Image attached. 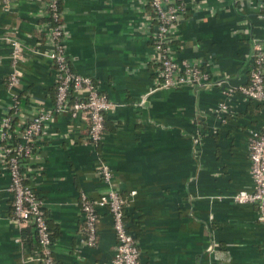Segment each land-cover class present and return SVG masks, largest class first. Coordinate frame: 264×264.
I'll return each mask as SVG.
<instances>
[{"label":"crops","instance_id":"1","mask_svg":"<svg viewBox=\"0 0 264 264\" xmlns=\"http://www.w3.org/2000/svg\"><path fill=\"white\" fill-rule=\"evenodd\" d=\"M187 1L171 48L178 59L201 62L211 86L156 88L147 0H61L72 68L93 77L113 107L100 150L88 138L87 121L64 113L46 124L29 159L28 180L44 201L55 264H107L115 255L106 207L98 208L97 244L82 241L80 194L97 199L106 192L100 154L128 198L126 220L141 264H264L258 208L231 198L254 188L249 136L264 130V102L239 90L250 77L253 40L264 39L262 0ZM44 9L43 0H13L5 11L0 0V123L10 102L11 39L27 57L18 88L26 115L54 105L55 68L29 49L47 48ZM222 102L228 111H218ZM10 184L0 158V264H22L39 246L33 224L12 218Z\"/></svg>","mask_w":264,"mask_h":264},{"label":"built area","instance_id":"2","mask_svg":"<svg viewBox=\"0 0 264 264\" xmlns=\"http://www.w3.org/2000/svg\"><path fill=\"white\" fill-rule=\"evenodd\" d=\"M13 0H1L5 11H9ZM45 13L50 20L43 24L47 34V48L42 50L36 43L29 49L37 55L51 60L56 73V93L54 105L27 116L19 93L21 73L19 64L27 57L23 54L19 40L11 39L12 71L6 79L10 95L8 111L0 123V158L11 175L10 191L13 194L15 222L32 223L37 231L39 252L27 256L22 264H55L52 253V239L47 224L44 201L32 185L26 182L29 177L28 162L35 149L36 141L44 132L46 124L58 114H69L71 118H83L88 123V138L98 146L106 136V113L113 107L107 93L103 92L93 77L76 72L69 61L65 32L62 21L60 0H43ZM150 7L153 29L151 33L155 48L154 73L156 88L212 85L211 73L201 62L178 59L171 48L172 33L176 25L186 17L187 0H147ZM264 16V0L261 2ZM43 29V28H42ZM264 39L253 40L250 77L239 90L249 99L264 102ZM227 95L233 89L225 90ZM140 102L143 105L144 101ZM228 105L220 103L218 111H228ZM251 175L254 182L252 191L240 190L231 198L239 204H255L258 219L264 223V131L253 129L250 132ZM98 174L106 192L97 199L86 193L80 194V207L83 216L82 241L95 246L99 237L100 215L98 208L106 207L112 215L113 228L117 237L116 252L107 264H141L140 250L135 234L126 220L128 198L116 184L110 164L99 155ZM135 192H132L134 194Z\"/></svg>","mask_w":264,"mask_h":264},{"label":"trees","instance_id":"3","mask_svg":"<svg viewBox=\"0 0 264 264\" xmlns=\"http://www.w3.org/2000/svg\"><path fill=\"white\" fill-rule=\"evenodd\" d=\"M60 2H61V0H60ZM61 4V3H60ZM61 8H62V4H61ZM50 20V18H47L46 19V22H48ZM262 131H264V130H262ZM97 148L100 150V144L97 146ZM101 153V152H100ZM26 182H28L29 183V180H28V178L26 179ZM14 207V206H13ZM45 208V207H44ZM45 210H46V208H45ZM14 214V208L12 209V215ZM23 224H26V223H23ZM47 224H48V229H49V232H50V236H51V239H52V242H53V232H52V230H51V228H50V226H49V222H48V216H47ZM33 226H34V228H35V225L33 224ZM84 226V225H83ZM32 227V226H31ZM30 226L28 227V228H31ZM35 233H36V235H37V231H36V228H35ZM26 237V236H25ZM26 239V238H25ZM24 239V240H25ZM37 242H38V239H37ZM39 246V245H38Z\"/></svg>","mask_w":264,"mask_h":264},{"label":"water","instance_id":"4","mask_svg":"<svg viewBox=\"0 0 264 264\" xmlns=\"http://www.w3.org/2000/svg\"><path fill=\"white\" fill-rule=\"evenodd\" d=\"M202 86H206V85H199L198 87H202Z\"/></svg>","mask_w":264,"mask_h":264}]
</instances>
